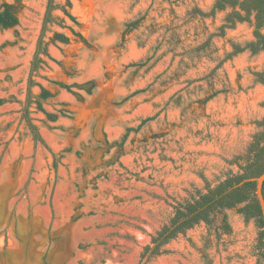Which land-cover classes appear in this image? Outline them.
Listing matches in <instances>:
<instances>
[{
  "label": "rangeland",
  "instance_id": "rangeland-1",
  "mask_svg": "<svg viewBox=\"0 0 264 264\" xmlns=\"http://www.w3.org/2000/svg\"><path fill=\"white\" fill-rule=\"evenodd\" d=\"M69 1L78 23L66 0L46 25L48 0H19L0 31V264H138L179 204L242 172L264 130V50L235 52L255 40L253 15L225 26L215 0ZM40 85L52 95L28 108L34 143L22 114ZM162 248L145 264H264L261 227L237 207Z\"/></svg>",
  "mask_w": 264,
  "mask_h": 264
},
{
  "label": "trees",
  "instance_id": "trees-1",
  "mask_svg": "<svg viewBox=\"0 0 264 264\" xmlns=\"http://www.w3.org/2000/svg\"><path fill=\"white\" fill-rule=\"evenodd\" d=\"M70 5V1L66 0V3L61 6V8L72 21L76 22V18L65 8ZM56 7H58V5L54 3V0H48L43 20L44 25L53 21L51 12ZM226 7H230L231 10L226 16L227 23L225 26H233L236 21H250V17L253 15V35L255 40L246 43L243 47L236 46L235 52L242 51L246 48H249L253 53L258 50H264V33H262V28H264V0H215L212 10H223ZM19 8V0H15L11 3L6 1L0 3V31L11 28L18 23ZM138 23L139 20L129 22L124 33L135 28ZM75 34L80 36L79 33ZM54 38L61 42H68L69 39L61 33L55 34ZM81 40L88 46L91 45L83 36H81ZM1 47L2 44H0V48ZM46 54L47 48L41 34L37 42L33 59L31 60L28 87L37 84L32 79V76L34 73L36 74L40 64L43 62L42 55ZM55 83L61 87L70 89L69 85L61 81H55ZM79 86L84 88L87 93H91L92 88L95 86V81L88 80ZM51 95L52 93L50 90L41 85L39 93L33 96V98L30 90L28 91L27 102H25L23 107L22 118L25 119L30 129L34 143H43V138L37 126L32 122L28 108L32 103H35L36 108L44 112L42 103ZM54 118L55 117H53V119ZM148 119L150 118L144 119L140 125ZM262 139H264V130L262 134L255 135L254 140L250 143L249 156L245 165L241 166L242 172L240 174L226 177L207 192L200 194L197 198L179 204L176 207L170 223L162 226L161 229L156 231V234L151 237L150 243L143 247L138 264H145L150 257L165 252L166 250L163 249L162 246L170 239L174 238L178 233L191 228L200 221L207 220L208 213L218 209L237 207L238 212L242 213L246 218H255L259 227H261V236L264 239V219L256 196V181L245 180L246 178L259 176L264 172V143L261 144ZM53 164L54 166L56 165V159H54ZM262 193L264 197V181ZM223 226L225 231H229L230 226L226 221L223 222Z\"/></svg>",
  "mask_w": 264,
  "mask_h": 264
},
{
  "label": "water",
  "instance_id": "water-1",
  "mask_svg": "<svg viewBox=\"0 0 264 264\" xmlns=\"http://www.w3.org/2000/svg\"><path fill=\"white\" fill-rule=\"evenodd\" d=\"M245 180L256 181V196H257V199H258L259 204H260L262 217L264 219V197H263V193H262V185H263V181H264V172L262 174H260L259 176L246 178ZM1 199L2 198H0V203H1Z\"/></svg>",
  "mask_w": 264,
  "mask_h": 264
}]
</instances>
